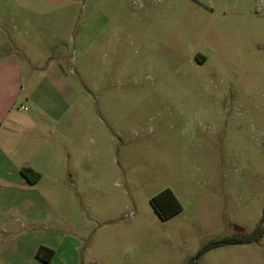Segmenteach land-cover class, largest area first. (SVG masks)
I'll use <instances>...</instances> for the list:
<instances>
[{"label":"rangeland","instance_id":"374dc122","mask_svg":"<svg viewBox=\"0 0 264 264\" xmlns=\"http://www.w3.org/2000/svg\"><path fill=\"white\" fill-rule=\"evenodd\" d=\"M9 56L62 118L57 167L3 169L0 264H264V0H0Z\"/></svg>","mask_w":264,"mask_h":264},{"label":"crops","instance_id":"0c3cea01","mask_svg":"<svg viewBox=\"0 0 264 264\" xmlns=\"http://www.w3.org/2000/svg\"><path fill=\"white\" fill-rule=\"evenodd\" d=\"M51 70L54 72L44 75L41 81L28 78L31 86L28 90L23 85V68L19 61L12 56L0 60V180L3 175L12 176L10 171L3 173V169L13 165L12 162L15 161H18L15 167L19 171V184H28V180L20 172L23 168L42 175L47 168L57 167L60 154L52 134L40 130V123H47L56 132V126L62 118L61 80L56 77L61 71L60 67L55 66ZM49 75L51 78H48ZM22 96L29 103L33 114H24L21 109L23 103L19 102L18 105ZM29 127L37 130L30 132Z\"/></svg>","mask_w":264,"mask_h":264},{"label":"trees","instance_id":"16d2710c","mask_svg":"<svg viewBox=\"0 0 264 264\" xmlns=\"http://www.w3.org/2000/svg\"><path fill=\"white\" fill-rule=\"evenodd\" d=\"M21 174L23 177H25L28 182L30 183H35L39 179V174L35 173L33 170L29 168H23L21 170ZM151 204L154 208L155 213L161 220H166L174 215H176L180 210H181V205L175 198V196L171 193L169 190H164L160 194L156 195L151 199ZM263 233L262 227H258L257 231L255 232L254 236L252 238L248 237L243 240H237V241H231V240H226L222 242V244H236V245H241V244H249L250 242L256 240L259 238ZM42 250L41 248L38 250L37 256L39 257V252ZM48 257L44 259V262L48 263L52 256H53V251L48 249ZM199 255L195 257V260L198 258Z\"/></svg>","mask_w":264,"mask_h":264}]
</instances>
